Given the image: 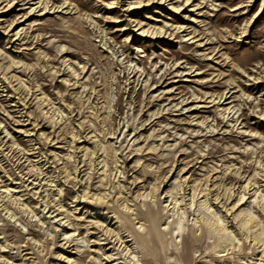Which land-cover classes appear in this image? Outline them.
<instances>
[{
  "label": "rangeland",
  "instance_id": "rangeland-1",
  "mask_svg": "<svg viewBox=\"0 0 264 264\" xmlns=\"http://www.w3.org/2000/svg\"><path fill=\"white\" fill-rule=\"evenodd\" d=\"M0 0V264H264V0Z\"/></svg>",
  "mask_w": 264,
  "mask_h": 264
},
{
  "label": "bare ground",
  "instance_id": "bare-ground-1",
  "mask_svg": "<svg viewBox=\"0 0 264 264\" xmlns=\"http://www.w3.org/2000/svg\"><path fill=\"white\" fill-rule=\"evenodd\" d=\"M154 1H160V0H150V2L149 3H152V2H154ZM164 0H162V2H163Z\"/></svg>",
  "mask_w": 264,
  "mask_h": 264
}]
</instances>
